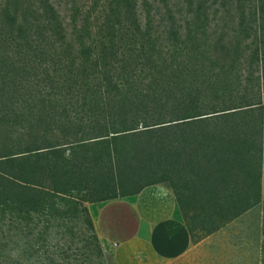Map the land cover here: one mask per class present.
Instances as JSON below:
<instances>
[{
    "label": "trees",
    "instance_id": "trees-1",
    "mask_svg": "<svg viewBox=\"0 0 264 264\" xmlns=\"http://www.w3.org/2000/svg\"><path fill=\"white\" fill-rule=\"evenodd\" d=\"M154 171L264 234V0H0V264H71L56 230Z\"/></svg>",
    "mask_w": 264,
    "mask_h": 264
},
{
    "label": "crops",
    "instance_id": "crops-1",
    "mask_svg": "<svg viewBox=\"0 0 264 264\" xmlns=\"http://www.w3.org/2000/svg\"><path fill=\"white\" fill-rule=\"evenodd\" d=\"M113 264H263V215L254 206L195 239L162 183L88 205Z\"/></svg>",
    "mask_w": 264,
    "mask_h": 264
},
{
    "label": "rangeland",
    "instance_id": "rangeland-1",
    "mask_svg": "<svg viewBox=\"0 0 264 264\" xmlns=\"http://www.w3.org/2000/svg\"><path fill=\"white\" fill-rule=\"evenodd\" d=\"M147 177L151 181H160L170 188L176 199H178V214L193 228V236L195 239L201 238L205 235L204 231L200 228L203 224L202 217L209 216L207 210L203 206L205 202L204 197L195 194L197 191L193 186L187 185L178 181L179 176L176 172L154 171L148 173ZM101 195V194H100ZM99 196V195H98ZM98 202H85L88 205ZM89 211V209H88ZM206 221V220H205ZM56 232L61 243H64L68 249L66 254L71 261V264H113L112 251L93 237V234L85 224V216L78 213L76 216L71 217L69 222H64ZM96 232V230H95ZM263 252H264V239H263ZM264 264V253H263Z\"/></svg>",
    "mask_w": 264,
    "mask_h": 264
}]
</instances>
